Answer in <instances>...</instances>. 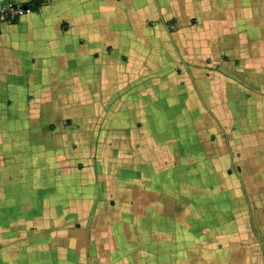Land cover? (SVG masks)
Masks as SVG:
<instances>
[{"label": "crops", "instance_id": "obj_1", "mask_svg": "<svg viewBox=\"0 0 264 264\" xmlns=\"http://www.w3.org/2000/svg\"><path fill=\"white\" fill-rule=\"evenodd\" d=\"M217 171L246 205L208 212ZM61 261L264 264V0H41L0 25V264Z\"/></svg>", "mask_w": 264, "mask_h": 264}, {"label": "rangeland", "instance_id": "obj_2", "mask_svg": "<svg viewBox=\"0 0 264 264\" xmlns=\"http://www.w3.org/2000/svg\"><path fill=\"white\" fill-rule=\"evenodd\" d=\"M167 28L169 29H173L172 27H170L169 26V24L167 25ZM126 38V37H125ZM114 40L115 41H117L121 46H123V47H125L126 46V43H127V41L126 40H122V38H114ZM171 40V38H169L168 39V41H169V43L171 42L170 41ZM125 45V46H124ZM126 49V48H125ZM185 72V70H183V67L179 64L177 67H176V69H175V73L177 74V75H179L180 76V74L181 73H184ZM185 75V74H184ZM189 79H191V77H189ZM211 122H212V127H213V129L215 130V131H217L218 129H219V123H218V121H217V119L215 118V117H212V119H211ZM69 123H71V120H66V124L68 125ZM211 127V128H212ZM222 132V131H221ZM221 132H219L218 134H220ZM235 136H237L238 134H234ZM208 137H210V140L211 141H215V140H217V139H219V137H221L220 139H221V141H223V144H224V141H225V138L224 137H222V134H220V136L219 137H217L216 136V133L215 132H211V133H208ZM242 138V136H238V138H234V139H232V145H235V144H239V142H240V139ZM241 142L242 143H240V144H245L244 143V141H242L241 140ZM108 154V153H107ZM109 156H111V153H109ZM95 158V157H94ZM100 159V169H104V171H105V164H104V160L105 159H103L102 157H99ZM79 165H80V163H79ZM79 169V168H78ZM237 169H238V167H237ZM101 171V170H100ZM99 171V172H100ZM226 171L228 172V173H231V171H230V168H227L226 169ZM109 172V171H108ZM223 173V172H222ZM222 173H221V171H217V174H219V179H220V181H218V182H220V186L218 187L219 188V191H217L219 194H221L223 197H219V196H217L215 199H213L212 198V201H211V203L213 204V205H210V203H208V212H210L211 211V209H213V207H219L220 205H224V204H229V205H237V204H239V205H246V200H247V198H246V194L243 192V190H245V189H247L246 187H247V182L244 180V177H241V179L240 180H238V182L237 181H234V179H226L223 175H222ZM216 174V177L218 176ZM236 174L238 175V177L240 178V174L239 173H237L236 172ZM220 176H222V179H221V177ZM257 176H259V175H257ZM254 184H255V188H257V187H261L262 185H258V181H254ZM219 185V184H218ZM258 185V186H257ZM183 187L184 186H186V185H182ZM115 187V186H114ZM111 190V189H110ZM231 190V191H230ZM235 191H237V193H235ZM230 192H233V194H231L230 195ZM224 193H227V195H223ZM215 194V193H214ZM195 198V197H194ZM198 199H200L199 197H197ZM166 199V203H169V200H171V204H177L178 206L180 205L179 203H178V197H175V196H172L171 198L170 197H168V198H165ZM183 200H185V197H184V199ZM177 202V203H176ZM193 201L191 200V197H189L188 198V203H192ZM196 202V201H195ZM114 203H115V200H114V197L112 198V197H107L106 199H105V201L103 202V204H107V205H110V206H113L114 205ZM102 204V205H103ZM217 209V208H216ZM103 211H104V209H103ZM103 213V214H102ZM101 214L99 213V212H97V213H95V212H93L92 214H91V216H89V217H87V219H93V218H95V217H97V220H99V221H101L102 219H101V217L102 216H107L108 214H107V212H102ZM191 215V213L189 214V216ZM110 216V221L112 220H114L115 218H117V215H116V212L114 211V214L113 213H111V215H109ZM82 224V222H81V220H79V221H77V222H75V225L76 226H80ZM48 230H51V228H46V229H39V233H45L46 231H48ZM98 239V238H97ZM60 264H67L66 262L64 263V262H60Z\"/></svg>", "mask_w": 264, "mask_h": 264}, {"label": "built area", "instance_id": "obj_3", "mask_svg": "<svg viewBox=\"0 0 264 264\" xmlns=\"http://www.w3.org/2000/svg\"><path fill=\"white\" fill-rule=\"evenodd\" d=\"M31 12V9L24 7L21 3L4 2L0 4V25L7 22H14L22 15Z\"/></svg>", "mask_w": 264, "mask_h": 264}, {"label": "trees", "instance_id": "obj_4", "mask_svg": "<svg viewBox=\"0 0 264 264\" xmlns=\"http://www.w3.org/2000/svg\"><path fill=\"white\" fill-rule=\"evenodd\" d=\"M26 6H28L31 11L37 10L39 5L41 4V0H29L24 3Z\"/></svg>", "mask_w": 264, "mask_h": 264}, {"label": "water", "instance_id": "obj_5", "mask_svg": "<svg viewBox=\"0 0 264 264\" xmlns=\"http://www.w3.org/2000/svg\"><path fill=\"white\" fill-rule=\"evenodd\" d=\"M24 7H26V5L25 4H22Z\"/></svg>", "mask_w": 264, "mask_h": 264}]
</instances>
